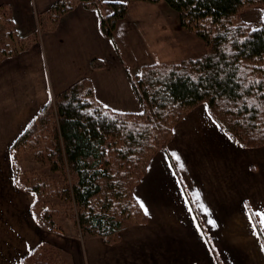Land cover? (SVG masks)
Instances as JSON below:
<instances>
[{
    "label": "crops",
    "instance_id": "obj_1",
    "mask_svg": "<svg viewBox=\"0 0 264 264\" xmlns=\"http://www.w3.org/2000/svg\"><path fill=\"white\" fill-rule=\"evenodd\" d=\"M54 1L0 3L10 7L16 32L28 36L38 28V13ZM155 12L133 1L112 39L100 30V10L79 5L29 49L0 61V264H20L45 240L32 245L21 235L35 217L30 203L21 202L25 192L15 182L11 146L52 95L88 77L104 105L139 112L132 76L142 66L203 54L202 39L182 28L177 15ZM93 58L105 67L93 68ZM134 194L147 223L122 236L140 234L143 243L135 248L142 244L139 254L148 264H264V145L238 144L207 103L176 123Z\"/></svg>",
    "mask_w": 264,
    "mask_h": 264
},
{
    "label": "trees",
    "instance_id": "obj_2",
    "mask_svg": "<svg viewBox=\"0 0 264 264\" xmlns=\"http://www.w3.org/2000/svg\"><path fill=\"white\" fill-rule=\"evenodd\" d=\"M164 1L204 40L203 56L142 66L132 76L139 112L103 105L92 80L82 77L51 98L12 144L16 185L49 228L71 217L83 235L113 243L125 225L145 222L134 187L171 139L175 123L203 102L238 144H264V16L257 27L235 21L242 7H264V0ZM79 5L100 10V30L112 39L128 7L121 1L56 0L39 13L38 29L20 36L11 11L0 4V61L29 49ZM104 6L112 11L103 13ZM104 65L91 60L94 68ZM24 156L34 165L25 167ZM20 264L70 263L55 245L41 241Z\"/></svg>",
    "mask_w": 264,
    "mask_h": 264
},
{
    "label": "rangeland",
    "instance_id": "obj_3",
    "mask_svg": "<svg viewBox=\"0 0 264 264\" xmlns=\"http://www.w3.org/2000/svg\"><path fill=\"white\" fill-rule=\"evenodd\" d=\"M98 1H101V2L104 1L105 2V1H110V0H98ZM115 1L127 2L128 7H127L126 15H127L128 10L131 6V3L133 1H140V2L145 3L147 7H151L152 9H154L156 11L154 14H157V13H165L166 14L168 11L171 15L170 18H173V17H175V15H177L178 22L182 28L186 29L189 33H191L193 35H197L181 24L179 13L174 9H170L171 6H169L164 0H160V1H156V2L149 1V0H115ZM0 4H3V3H0ZM6 7H8V9L11 11V9L8 5H6ZM109 11H112V8L110 6H104L103 7V13H105V14L110 13ZM10 13L12 15V12H10ZM38 15H39V13H38ZM126 15L124 17H126ZM263 16H264V7L262 5H250V6L242 7L239 10L238 14L235 17V21L245 23L250 28L251 27H257L260 24ZM12 18H13V16H12ZM37 18H38V16H37ZM120 19H118V20H120ZM13 21H14V19H13ZM14 27H15V24H14ZM15 30H16V28H15ZM28 35H30V34H28ZM198 37H200V36H198ZM202 41H203L204 52L202 55H200L198 57L203 56L207 52L206 43L204 42L203 39H202ZM187 58H193V57H187ZM194 58H196V57H194ZM183 59H186V58H181V59L173 60V61H180ZM173 61H168V62H173ZM168 62H162V63H168ZM103 67H105V65ZM103 67H100V68H103ZM139 72H140V70H139ZM135 76H136V74H135ZM59 92H61V91H59ZM59 92L54 93V95H52L51 98H53ZM94 94L96 96L95 91H94ZM96 98H97V96H96ZM203 103H206V102H203ZM142 108H143V106H142ZM176 123H175V125H176ZM175 125H174V127H175ZM174 127H173V133H174ZM173 133H172V137H173ZM172 137H171V139H172ZM168 142H167V144H168ZM262 145H264V144H262ZM262 145H260V146H262ZM245 147H258V146H245ZM160 149H162V148H160ZM24 157L22 158V163L25 167H31L34 165V162H32L29 157H27V156L25 158ZM145 172H146V170H145ZM145 172L141 176L139 182L141 181ZM135 187H134V190H135ZM20 196L23 200V201L21 200V202L27 203V208H28L29 203H30L29 194L27 192H25V193L21 192ZM36 215L37 214H34V217H35L34 222L36 223V226H35L34 222H33L34 223L33 224L31 222V220L28 219L27 224H26V228H25V230H23L21 232V235L25 236V238L28 239V241L32 245L35 242H38L40 240V238L41 239L44 238L45 239L44 241L55 245L59 250H61V253L64 255L65 259L70 264H74L73 260H75V262L77 264H81V262H83L84 264H148L147 257L139 254V248L141 247L142 244H139L140 246H136L138 248H135V245H137V243H143V241H142L143 238L141 239L140 234L128 233V234H125L127 236H125V237L122 236L123 235L122 233L125 229H128L131 226H135V225L146 224L147 223V217H146V221L143 223L125 225L119 231L118 239L115 242L106 243L104 241L103 237H101V236H85V235H83L81 233L79 226L77 225L75 220L71 217L62 218L61 224H60L61 226L49 228V226L47 225L45 220L42 219L40 216H38V215L36 216ZM145 215H146V213H145ZM94 246L96 247V251H94L95 250ZM136 249H138L137 255H136ZM88 260H89V262H88Z\"/></svg>",
    "mask_w": 264,
    "mask_h": 264
},
{
    "label": "snow or ice",
    "instance_id": "obj_4",
    "mask_svg": "<svg viewBox=\"0 0 264 264\" xmlns=\"http://www.w3.org/2000/svg\"><path fill=\"white\" fill-rule=\"evenodd\" d=\"M141 207H143V204H141ZM145 213L147 214V210H145ZM211 223V221H209Z\"/></svg>",
    "mask_w": 264,
    "mask_h": 264
}]
</instances>
